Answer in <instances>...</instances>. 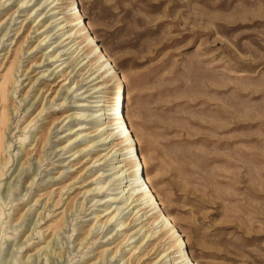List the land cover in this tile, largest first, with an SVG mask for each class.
Returning <instances> with one entry per match:
<instances>
[{
	"label": "rangeland",
	"instance_id": "374dc122",
	"mask_svg": "<svg viewBox=\"0 0 264 264\" xmlns=\"http://www.w3.org/2000/svg\"><path fill=\"white\" fill-rule=\"evenodd\" d=\"M52 1L0 0V264H264V0ZM122 97L158 214L96 133Z\"/></svg>",
	"mask_w": 264,
	"mask_h": 264
},
{
	"label": "bare ground",
	"instance_id": "6f19581e",
	"mask_svg": "<svg viewBox=\"0 0 264 264\" xmlns=\"http://www.w3.org/2000/svg\"><path fill=\"white\" fill-rule=\"evenodd\" d=\"M51 0H47V2H49ZM57 0H53L49 6H53V8H57V6L61 5V4H57L55 5V2ZM60 1V0H58ZM74 10H78V15H81L80 12V8L79 6L76 5V8L73 9ZM71 36L68 37L65 41L70 40ZM73 42V41H72ZM54 59V58H53ZM105 59V63H109L106 56L103 55V58ZM106 67H112L111 64H108ZM105 67V68H106ZM113 69V67H112ZM97 79H94L92 82H94ZM97 93H100L97 92ZM106 97H104L105 99ZM102 103H105L104 105H98L94 108H101V107H106L107 108V103L108 101H103ZM77 108H85L82 106H79ZM104 114L99 112L95 117H93L94 122H97V119L101 118V116H103ZM112 116L114 117V121L113 123L111 122H106L103 123L102 125L98 126V130L96 131V133L98 132V135L101 134V146L105 147L108 145H113L114 148H117L118 145L116 144V142L123 140V143H125V147L127 149H129V151L127 152V156L129 159V163H135V169L131 172L129 178L131 179L130 181L126 182V184L129 183V187H131L126 194H124L126 192V190H123L122 195H129L130 196L128 198H121V201L123 200V202L126 203L127 208L126 209H130L133 207L132 210L138 209L142 206V204H139V201H145L146 203V208L144 209H139L137 211V213L135 214V216L137 217L143 210H147L152 208L153 211H156L155 214H158V209L160 208V204L159 201L157 200L156 195L154 194V191L152 189V187L149 185V182L147 181V179L144 176V171H145V166H144V162L140 156V153L138 151L137 148V144H136V140L134 138V134L132 132V130L130 129V126L128 124L127 121V117H126V112H125V101L124 98H120L116 101L115 107L113 109V114ZM68 118V117H65ZM76 121H79V126L76 127V137L80 138V135L82 132H84V130H86L85 128H83V123L87 122V121H82V119H76ZM116 127L115 128V132L114 133H108L112 127ZM104 136H106L105 138H103ZM76 138V139H77ZM84 138V137H83ZM73 139H71L69 141V143H73ZM96 144V143H95ZM94 145V144H93ZM120 151V149L118 150ZM105 158V157H104ZM104 158H102L101 160H103ZM115 157H113L114 159ZM100 160V161H101ZM121 167H114L113 170H118ZM125 168V166L122 167V169ZM122 170H118L116 171L114 174H118L120 173ZM127 175V174H126ZM124 175L119 176V182H120V186H122V183L125 181ZM99 176H95L93 178V180L91 181L90 185L93 184V182L95 180H98ZM88 185V186H90ZM137 190H139V193L136 194ZM96 191V189H92L90 191H87V194H89L90 192H94ZM101 194V192H98V196ZM102 194L103 193L102 191ZM125 199V200H124ZM121 201H116V200H109L107 201L106 204L107 207L105 208V210L103 211V217L102 219L107 218V220L105 221L104 224H110L117 216L116 210L117 209H113V204L119 203ZM154 205H156V207H154ZM100 217V216H99ZM143 218V216H141L138 220H141ZM167 221L169 222V224L171 225L172 223L170 222V220L167 218ZM144 222V221H143ZM125 224H123L124 226ZM144 227H142L141 231L143 230ZM151 237H148V239H150ZM178 245L177 247L180 250V257L177 260H172L173 264H188L187 261H189L190 264H195L192 261L191 256L188 254V252L186 251V243L181 239V237L179 238L178 241ZM187 257V261L185 260ZM168 259L167 254H164L157 262H159V264H168V261H166ZM157 262L155 264H157Z\"/></svg>",
	"mask_w": 264,
	"mask_h": 264
}]
</instances>
